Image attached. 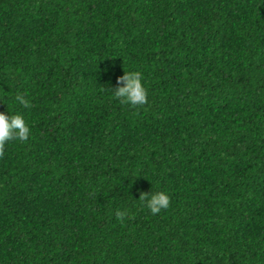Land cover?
<instances>
[{
  "label": "trees",
  "instance_id": "obj_1",
  "mask_svg": "<svg viewBox=\"0 0 264 264\" xmlns=\"http://www.w3.org/2000/svg\"><path fill=\"white\" fill-rule=\"evenodd\" d=\"M0 112V264H264V0H0Z\"/></svg>",
  "mask_w": 264,
  "mask_h": 264
},
{
  "label": "clouds",
  "instance_id": "obj_2",
  "mask_svg": "<svg viewBox=\"0 0 264 264\" xmlns=\"http://www.w3.org/2000/svg\"><path fill=\"white\" fill-rule=\"evenodd\" d=\"M143 81L142 72L124 71L123 75L117 77L115 87L111 88L113 99L129 107L145 105L148 101V90ZM15 101L24 107L29 104L28 99L22 94H17ZM30 136L31 129L22 115L0 112V151L6 144L13 141L26 142ZM139 199L152 215H157L170 205V196L165 191L141 193ZM127 215V209L116 212L120 221H123Z\"/></svg>",
  "mask_w": 264,
  "mask_h": 264
}]
</instances>
